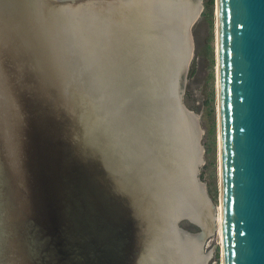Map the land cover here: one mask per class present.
Segmentation results:
<instances>
[{"label": "water", "instance_id": "1", "mask_svg": "<svg viewBox=\"0 0 264 264\" xmlns=\"http://www.w3.org/2000/svg\"><path fill=\"white\" fill-rule=\"evenodd\" d=\"M215 5L221 264H264V0ZM202 9L0 0V264L207 262L181 97Z\"/></svg>", "mask_w": 264, "mask_h": 264}, {"label": "rangeland", "instance_id": "2", "mask_svg": "<svg viewBox=\"0 0 264 264\" xmlns=\"http://www.w3.org/2000/svg\"><path fill=\"white\" fill-rule=\"evenodd\" d=\"M203 9L190 30L193 55L189 61L182 92L183 105L195 116L200 130L199 146L203 163L199 167L198 180L205 186L206 194L218 212L219 166H218V116L216 79V5L215 0H201ZM217 215V214H216ZM217 221V216H216ZM215 231L203 242L202 252L213 247L205 264H221V243L218 221ZM178 225L191 232L200 229L187 219Z\"/></svg>", "mask_w": 264, "mask_h": 264}, {"label": "bare ground", "instance_id": "3", "mask_svg": "<svg viewBox=\"0 0 264 264\" xmlns=\"http://www.w3.org/2000/svg\"><path fill=\"white\" fill-rule=\"evenodd\" d=\"M216 57H217V48H216ZM201 133V132H200ZM218 209V212H217V223H218V233H219V236H221V226H220V207L217 208Z\"/></svg>", "mask_w": 264, "mask_h": 264}]
</instances>
